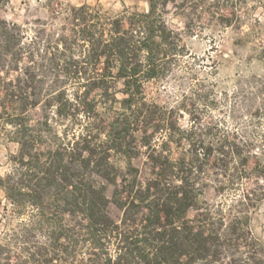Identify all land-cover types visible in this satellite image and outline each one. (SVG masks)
I'll return each mask as SVG.
<instances>
[{"label": "rangeland", "instance_id": "1", "mask_svg": "<svg viewBox=\"0 0 264 264\" xmlns=\"http://www.w3.org/2000/svg\"><path fill=\"white\" fill-rule=\"evenodd\" d=\"M196 3L192 13L199 18L189 27L171 4L157 12L179 34L177 52L158 61V78L142 80L138 102L180 129L168 154L193 161L198 195L187 218L205 209L214 221L238 218L242 247H226L222 256L264 264V0ZM81 6L87 9L79 25L81 16L73 10ZM147 10L148 0H8L0 9V19L17 25L22 36L20 62L0 73V264L95 263L85 216L64 213L61 193H43L40 209L30 204V173L19 164V141L29 142L31 154L43 153V162L85 124L107 128L121 116L122 81L104 76L103 60H89L87 48L77 47V33ZM75 69L85 74L76 76ZM59 109L71 116L61 117ZM159 134L165 133H157L158 144ZM104 139L102 133L99 141ZM145 160L140 155L132 162ZM109 162L122 172L126 159L111 153ZM4 188H16L15 201ZM105 193L112 200L111 186ZM239 203L243 213L233 211ZM106 214L119 222L122 210L110 202ZM250 254L254 262L247 261Z\"/></svg>", "mask_w": 264, "mask_h": 264}, {"label": "trees", "instance_id": "2", "mask_svg": "<svg viewBox=\"0 0 264 264\" xmlns=\"http://www.w3.org/2000/svg\"><path fill=\"white\" fill-rule=\"evenodd\" d=\"M196 2L148 0L146 12H133L128 18L122 14L113 18L106 28L97 24L81 28L77 47L87 48L88 58L95 65L103 60L104 76L122 81L125 87L122 92L125 98L120 101L121 116L107 128L96 122L85 124L72 142L61 151L49 152L43 162V153L31 154L29 142L19 141V164L26 174L30 173L29 184L25 186L30 190V204L40 209L44 194L51 190L61 193L59 200L64 213L79 212L85 216L95 249L94 264L240 262L239 258L226 261L222 256L226 247H242L241 236L237 234L238 218L214 221L207 209L196 212L192 219L187 218L188 211L196 209L198 195L193 161L171 160L168 154L173 135L180 129L176 123L154 118L138 102L142 80L158 78L162 72L158 61L177 52L179 34L166 28L157 12L171 4L189 27L194 17L199 18L192 13L198 8ZM7 3L8 0H0V9ZM86 9L81 6L73 10L81 16L79 25L85 23ZM21 45L19 27L0 19V73L10 63L20 62ZM73 73L85 74L78 69ZM77 105L89 113L85 100H79ZM58 114L71 116H65L60 109ZM45 125L50 128L47 121ZM161 131L166 138L159 134L158 144L155 137ZM102 133L105 139L99 141ZM111 153L126 159L122 172L109 162ZM140 155H145L146 160L134 164L133 158ZM107 186L112 187V200L105 193ZM4 189L15 201L12 192L16 188ZM243 200L250 198L244 196ZM110 202L122 210L119 222L106 214ZM243 206L239 203L233 211L243 213ZM110 250L112 255L108 253ZM247 261L254 262V255L250 254Z\"/></svg>", "mask_w": 264, "mask_h": 264}]
</instances>
